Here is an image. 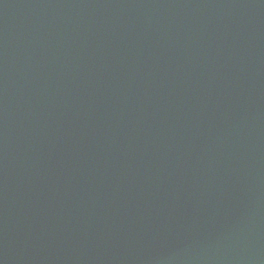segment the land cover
Returning a JSON list of instances; mask_svg holds the SVG:
<instances>
[{
    "label": "water",
    "instance_id": "obj_1",
    "mask_svg": "<svg viewBox=\"0 0 264 264\" xmlns=\"http://www.w3.org/2000/svg\"><path fill=\"white\" fill-rule=\"evenodd\" d=\"M106 242L264 264V0H0V264Z\"/></svg>",
    "mask_w": 264,
    "mask_h": 264
}]
</instances>
